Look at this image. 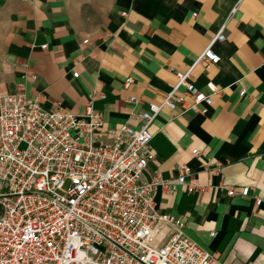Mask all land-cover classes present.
I'll use <instances>...</instances> for the list:
<instances>
[{"label": "crops", "instance_id": "0c3cea01", "mask_svg": "<svg viewBox=\"0 0 264 264\" xmlns=\"http://www.w3.org/2000/svg\"><path fill=\"white\" fill-rule=\"evenodd\" d=\"M223 24L220 61L191 72L220 95L205 115L163 108L144 177L175 179L188 166L202 190L159 191L157 209L183 218V236L220 264H264V0H0V94L21 85L46 110L80 113L94 93L104 127L136 126Z\"/></svg>", "mask_w": 264, "mask_h": 264}, {"label": "built area", "instance_id": "2783aa9c", "mask_svg": "<svg viewBox=\"0 0 264 264\" xmlns=\"http://www.w3.org/2000/svg\"><path fill=\"white\" fill-rule=\"evenodd\" d=\"M224 32L225 24L186 72L175 73L162 102L148 103L137 115L136 126L104 127L94 93L80 113L46 110L21 85L0 94V264H220L183 236V218L160 212L154 201L159 191L202 190L188 179L190 168L181 166L175 179L155 174L146 180L144 170L156 158L149 127L163 108L205 115L220 95L213 82L206 83V92L198 89L191 72L218 64L212 47ZM214 166L218 171L220 164ZM248 192L229 188L227 195Z\"/></svg>", "mask_w": 264, "mask_h": 264}]
</instances>
